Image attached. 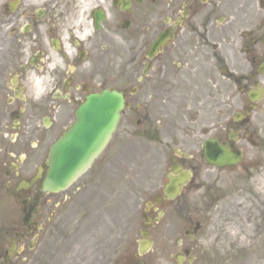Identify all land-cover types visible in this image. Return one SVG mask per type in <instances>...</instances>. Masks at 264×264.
<instances>
[{"label": "flooded vegetation", "instance_id": "1", "mask_svg": "<svg viewBox=\"0 0 264 264\" xmlns=\"http://www.w3.org/2000/svg\"><path fill=\"white\" fill-rule=\"evenodd\" d=\"M106 89L116 132L46 188ZM134 153L158 176L135 200ZM230 259L264 264V0H0V264Z\"/></svg>", "mask_w": 264, "mask_h": 264}, {"label": "water", "instance_id": "2", "mask_svg": "<svg viewBox=\"0 0 264 264\" xmlns=\"http://www.w3.org/2000/svg\"><path fill=\"white\" fill-rule=\"evenodd\" d=\"M122 107L123 100L115 92L104 91L87 98L77 111L75 125L53 148L54 171L48 186L66 187L81 174L110 139Z\"/></svg>", "mask_w": 264, "mask_h": 264}, {"label": "rangeland", "instance_id": "3", "mask_svg": "<svg viewBox=\"0 0 264 264\" xmlns=\"http://www.w3.org/2000/svg\"><path fill=\"white\" fill-rule=\"evenodd\" d=\"M132 165H133V180H134V200L135 196L138 195V192L143 191L142 185L149 186L151 182L157 181V173L155 175V162L143 159L141 156H138L136 153L132 156ZM142 181V182H141ZM141 182V183H140ZM133 217L136 220V217L139 218L138 208L134 204ZM232 264H236V259H230Z\"/></svg>", "mask_w": 264, "mask_h": 264}]
</instances>
